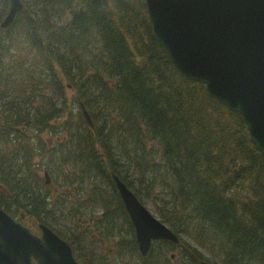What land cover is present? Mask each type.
Returning <instances> with one entry per match:
<instances>
[{
    "label": "trees",
    "instance_id": "trees-1",
    "mask_svg": "<svg viewBox=\"0 0 264 264\" xmlns=\"http://www.w3.org/2000/svg\"><path fill=\"white\" fill-rule=\"evenodd\" d=\"M22 1L0 29V208L49 226L81 264H264V156L176 70L145 0ZM113 176L179 244L139 255Z\"/></svg>",
    "mask_w": 264,
    "mask_h": 264
},
{
    "label": "water",
    "instance_id": "water-1",
    "mask_svg": "<svg viewBox=\"0 0 264 264\" xmlns=\"http://www.w3.org/2000/svg\"><path fill=\"white\" fill-rule=\"evenodd\" d=\"M9 3L3 30L25 9L22 0ZM145 4L153 33L176 70L239 114L250 141L264 156V0H145ZM80 105L87 125L94 129L87 108ZM45 177L49 185V175ZM115 181L143 256L154 242L179 244V237L133 191L118 178ZM39 229L41 236L0 208V264H80L71 246L50 227L40 224Z\"/></svg>",
    "mask_w": 264,
    "mask_h": 264
},
{
    "label": "rangeland",
    "instance_id": "rangeland-1",
    "mask_svg": "<svg viewBox=\"0 0 264 264\" xmlns=\"http://www.w3.org/2000/svg\"><path fill=\"white\" fill-rule=\"evenodd\" d=\"M7 16V15H6ZM5 16V17H6ZM5 17H4V19H5ZM3 19V20H4ZM3 20L0 22V29H1V23L3 22ZM74 94H75V92H73L72 90H69L68 91V96L69 97H72V96H74ZM73 98V97H72ZM74 105L75 104H73V103H71V105H70V107L71 108H73L74 107ZM78 106V105H77ZM78 109H79V107H77V111H78ZM144 205L147 207V209L150 211V213L152 214V215H154L157 219H159L160 220V218H159V215L157 214V212H156V204L154 203V202H147L146 200H144ZM25 218V217H24ZM15 219L18 221V222H21V223H23L25 226H27V227H30V228H33V229H35V231H36V234H40L41 232H40V229L38 228V223L35 225L34 224V222H31V220H28V219H20L18 216H16L15 217ZM34 221V220H33ZM68 226V225H67ZM69 227V226H68ZM70 229L72 228V227H69ZM186 239H188V237L186 236L185 237ZM113 246V242H110V243H107L106 245H104L103 246V250H106V249H108L109 247H112ZM89 256H91L92 254H88Z\"/></svg>",
    "mask_w": 264,
    "mask_h": 264
},
{
    "label": "flooded vegetation",
    "instance_id": "flooded-vegetation-1",
    "mask_svg": "<svg viewBox=\"0 0 264 264\" xmlns=\"http://www.w3.org/2000/svg\"><path fill=\"white\" fill-rule=\"evenodd\" d=\"M117 188V187H116ZM118 190V189H117ZM119 192V191H118ZM120 196V195H119ZM122 205H123V203H122ZM123 207H124V205H123ZM125 208V207H124ZM39 225H40V223H38V228H39ZM166 225V224H165ZM167 226V225H166ZM133 227V226H132ZM32 229V231L36 234V231H35V229H33V228H31ZM134 229V228H133ZM171 230V229H170ZM172 231V230H171ZM38 232V231H37ZM173 232V231H172ZM134 233H135V230H134ZM174 233V232H173ZM176 234V233H175ZM37 235H41V233L40 234H37ZM135 240H136V236H135ZM159 242H161V241H159ZM167 242H169V241H167ZM155 243V242H154ZM153 243V244H154ZM170 243H172V242H170ZM180 243V242H179ZM136 244H137V249H138V253H139V255L140 256H142V257H145L146 258V256H148L149 255V253H150V251H151V249H152V247H153V244H152V246H151V249L149 250V253L146 255V256H143L142 254H141V252H140V250H139V246H138V243H137V240H136ZM172 244H174V243H172ZM122 245V244H121ZM121 247V246H120ZM170 255H171V260L172 261H177V259H176V255L177 254H175V253H173V252H171L170 253ZM78 261V260H77ZM79 262V261H78ZM128 262H129V259H124L123 257L122 258H118V259H114L113 260V264H128ZM80 263V262H79ZM81 264V263H80Z\"/></svg>",
    "mask_w": 264,
    "mask_h": 264
},
{
    "label": "bare ground",
    "instance_id": "bare-ground-1",
    "mask_svg": "<svg viewBox=\"0 0 264 264\" xmlns=\"http://www.w3.org/2000/svg\"><path fill=\"white\" fill-rule=\"evenodd\" d=\"M115 178H118L117 176H113V181H114V183H115V185H116V181H115ZM119 179V178H118ZM120 180V179H119Z\"/></svg>",
    "mask_w": 264,
    "mask_h": 264
}]
</instances>
